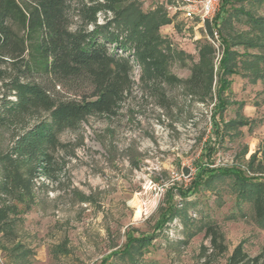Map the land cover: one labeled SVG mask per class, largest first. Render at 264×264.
<instances>
[{
    "label": "rangeland",
    "instance_id": "1",
    "mask_svg": "<svg viewBox=\"0 0 264 264\" xmlns=\"http://www.w3.org/2000/svg\"><path fill=\"white\" fill-rule=\"evenodd\" d=\"M78 1L71 0L73 6ZM129 1L143 12L172 20L159 29V53L167 56L172 74L189 78L192 64L199 60L200 44L209 42V22L185 16L188 0ZM241 4L256 17H264V3L246 0L234 6ZM104 22L100 15L99 23ZM236 28L248 30L242 22ZM215 51L217 70L221 58L217 60ZM242 72L232 78L230 98L235 103L222 117H214V102L191 95L182 85H164L165 101L160 100L156 91L160 87L144 85L140 68L135 67V85L117 116L86 117L79 129L61 134L65 148L58 154L62 169L56 179L31 173L21 159L13 163L15 195L0 193V204L16 206L17 213L10 216L13 232L0 233V264H121L113 255L130 238L152 234L155 239L140 264H227L239 244L250 256L259 254L264 229L249 204L236 205L227 183L189 195L187 202L197 203L188 209L190 224L176 217L155 231L169 206L184 208L179 190L186 191L200 170L209 165L232 167L253 175L264 162V83H253ZM57 91L73 98L76 88L66 85ZM238 118L252 126L223 133L221 140L224 129L216 134L215 122ZM9 143V133L0 131V151L7 152ZM7 162H0V182ZM28 187L30 194L24 192ZM202 215H209L223 234L227 247L223 255H212L210 240L201 230Z\"/></svg>",
    "mask_w": 264,
    "mask_h": 264
},
{
    "label": "trees",
    "instance_id": "2",
    "mask_svg": "<svg viewBox=\"0 0 264 264\" xmlns=\"http://www.w3.org/2000/svg\"><path fill=\"white\" fill-rule=\"evenodd\" d=\"M235 2L246 0H221L214 19L222 50L218 69L214 46L210 42L200 44L199 60L192 64L189 78L183 80L169 71L167 56L159 53V29L172 24V20L143 12L135 2L79 0L73 6L71 0H0V131L10 135L9 150L0 151V162L8 161L0 193L15 195L12 180L17 175L13 163L20 159L29 165L31 173L56 179L62 169L58 154L65 148L61 134L79 129L86 117L117 116L135 85V67L140 68L144 85L160 87V91L156 89L160 100L165 101L164 85H182L191 95L214 102V117H222L235 103L230 98L234 76L243 71L253 83H264V17H256L243 4L234 6ZM100 15L105 18L103 24L99 23ZM74 17H78V24H74ZM239 22L248 30L237 29ZM207 28L213 35L211 23ZM66 85L76 88L73 98L62 97L57 91V87ZM214 125L216 134L223 127L219 136L222 140L223 133L251 127L252 123L238 118ZM212 153L213 147L208 154ZM222 183L233 190L239 208L245 203L251 206L256 223L264 229L261 162L253 175L232 167L209 165L200 170L186 191L179 190L186 201L184 208L169 206L155 231L163 230L176 217L190 224L188 209L197 203H188L189 195L214 191ZM24 192L30 194L31 190L28 187ZM16 213V206L5 201L0 204V233L13 232L15 222L10 216ZM200 222L210 240L212 255L226 253L218 225L209 215H202ZM154 239V234L130 238L113 258L121 264H140ZM227 264H264V248L252 257L239 244Z\"/></svg>",
    "mask_w": 264,
    "mask_h": 264
},
{
    "label": "built area",
    "instance_id": "3",
    "mask_svg": "<svg viewBox=\"0 0 264 264\" xmlns=\"http://www.w3.org/2000/svg\"><path fill=\"white\" fill-rule=\"evenodd\" d=\"M221 0H188V7L185 16L188 19H198L202 24L207 22L213 26V35H207L209 42L218 51V59L221 58L220 53V35L218 28L213 25L214 19L220 11Z\"/></svg>",
    "mask_w": 264,
    "mask_h": 264
}]
</instances>
